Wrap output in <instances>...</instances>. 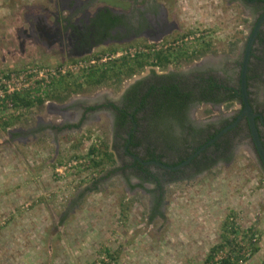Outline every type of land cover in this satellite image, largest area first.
I'll return each mask as SVG.
<instances>
[{"label": "rangeland", "instance_id": "1", "mask_svg": "<svg viewBox=\"0 0 264 264\" xmlns=\"http://www.w3.org/2000/svg\"><path fill=\"white\" fill-rule=\"evenodd\" d=\"M60 1L0 0V72L63 64L72 67L68 76L82 81L86 68L139 51L180 46L197 54L164 66L146 65L121 82L83 84L57 96L50 92L42 104L22 106L18 115L7 117L8 124L0 126V264H203L230 217L239 227V240L256 235V241L249 240L258 250L243 264L262 263L264 169L248 139L229 161L192 178L163 183L156 207L155 185L122 168V146L115 149L108 113H76L78 103L118 98L134 78L151 70L184 71L197 63L224 60L229 70L225 76L237 84L254 24L248 7L241 0H154L172 25L162 38L109 42L80 57L46 52L28 39L20 44L18 30L28 29L24 15L44 13L42 8L53 12V3ZM131 5L128 0H96L93 7L126 10ZM205 42L208 49L199 53ZM251 92L254 103L264 109V86L251 85ZM240 107L238 100L199 103L191 115L203 125L217 123ZM92 146L97 150L90 154ZM105 148L112 152V161L95 165Z\"/></svg>", "mask_w": 264, "mask_h": 264}, {"label": "trees", "instance_id": "2", "mask_svg": "<svg viewBox=\"0 0 264 264\" xmlns=\"http://www.w3.org/2000/svg\"><path fill=\"white\" fill-rule=\"evenodd\" d=\"M258 45L262 46V48L258 47ZM208 47L209 43L205 42L199 53L206 51ZM115 50L116 48L111 49V51ZM196 54L197 51H190L188 47L180 46L177 48L167 46L157 51H139L133 56H122L119 59L86 68L82 73V81L72 74L68 76L67 73V75L60 77L53 84L51 92H58V94L52 96H57L70 87H75V90H78L82 88L83 84L99 85L109 80L121 82L123 77L132 76L146 65L164 66L171 62H176L179 59H193ZM250 55L257 61H264V31L261 32V35L258 37L257 46L251 49ZM256 76H261V73H254L253 68L249 67L247 72V85L248 81ZM56 98H59V96ZM123 98L126 100L123 108L117 110L118 108L114 107L117 112L113 123L114 144L122 140L123 143L121 146L127 143L128 150L142 148L144 153L141 158L143 160L161 157L162 153L160 151L163 149L167 152L172 151L179 158V160L172 163V165L183 161L189 155L190 151L196 149L190 144V141H197V147H199L204 142L211 140L218 131L214 129L213 132H208L207 136L204 137V132L210 130L209 126L205 128H195L193 121L187 117L189 108L202 102L219 104L230 103L237 100L241 101L239 78L236 87L235 84L230 83V77L228 75L227 77L225 76L224 82L216 76L205 75L203 73L194 74L190 79L180 72H167L162 75H154V79L150 81L138 80L126 90ZM15 100L18 106L27 108L35 104H42L44 101L43 99H30L26 96L17 95L15 96ZM137 113H143L144 118L147 119L146 123H144V129L142 128L145 133L142 136L132 133L128 140L126 137L121 136L115 127H124V130L127 132V125L130 124L129 114H132L137 123ZM6 119L0 121V126L3 125L4 127L8 124ZM226 123L229 124L230 122L226 120ZM129 127L131 128L132 126L129 125ZM175 127H178L180 131L177 135L172 134V130H176ZM228 132H230V130ZM228 132L225 133V155L221 152L223 139L220 138L209 144L208 147H211V149L207 147L202 152L203 154L201 157L198 158L197 156L191 159L189 165L190 167H195V170L190 175L184 177L185 179L192 178L195 174L208 170L219 160L229 161L232 158V144L229 140ZM195 133H198V139L194 138ZM115 136L120 137L116 138ZM96 150L97 149L92 146L89 149V153H96ZM99 152L101 157L99 161H94L95 165L101 164L100 162L102 161H112V152L107 148ZM129 166L132 167L130 171L131 175H134L139 180L150 182L155 185V191L157 192L155 201L156 207H158L162 201V183L158 174L152 172L149 167L143 166L137 160ZM129 166L127 165L126 167L128 168ZM126 167L123 166L122 168ZM182 174L184 175V170H182ZM127 180H129L128 177ZM229 224L230 221L228 220L221 231L220 242L212 247L210 254H208L203 264H207L212 254L223 247H227L232 255V259L227 255L222 259L220 264H237L239 259L245 261L247 258L245 254L248 251L251 253V251L255 252L258 250L256 244L250 241L252 239V234L246 237V242L244 241V237L243 239L241 238L243 240L241 241L239 237H237L238 230L229 229ZM103 264L107 263L105 262ZM260 264H264V261Z\"/></svg>", "mask_w": 264, "mask_h": 264}, {"label": "flooded vegetation", "instance_id": "3", "mask_svg": "<svg viewBox=\"0 0 264 264\" xmlns=\"http://www.w3.org/2000/svg\"><path fill=\"white\" fill-rule=\"evenodd\" d=\"M95 1L96 0H87L86 2H83L80 0H75L71 2L64 0L53 3V12H50L49 9L47 8H42L45 14L44 13L25 14L24 18H25V23L28 26L27 27L28 29L21 28L20 30H18L19 34L17 37L20 40V44L25 43V41L28 39L29 41H32L34 45L42 46V48L46 52L57 50L64 57L70 58V57H80V56L88 55L96 47L101 45L104 46L106 43L109 42L112 43L122 42V41L128 42L131 40H138L144 37L162 38L163 32L165 33L167 29L170 30L172 29V25L167 22L166 19L167 14L166 11L164 10V7L156 5V1L154 0H147L145 1V4L142 6L138 5V2L140 0H128L135 5H131V8L126 10L121 8L116 9V8L101 7V6L93 7ZM241 1H243V3L248 7L247 8L248 13L252 15L254 18V24L251 29L252 32L259 17L264 12V0H241ZM49 16L52 17V20H49ZM263 31H264V19L262 20L258 28V32L254 39L252 48L257 46L258 37L261 35V32ZM177 37H178L177 35H174L173 38L175 41L177 40ZM258 47L262 48V46L259 45ZM242 60L239 63L240 69H241ZM227 65L231 66L232 64H227ZM249 67L253 68L254 73H258V74L261 73V76H256L253 79H250L248 81L247 87H248L249 102L252 106L253 113L255 114V122L264 145V109L258 107L254 103L253 95L251 92V85H253L255 89L259 88L260 86H264V69H263L264 61L263 62L257 61L250 55L248 60L247 72ZM225 71H229V70H228V66L225 67L224 60L221 61L208 60L206 64H203V62L197 63L196 65H192L191 67H189L184 71H174L171 69L168 72H180L181 74L187 76L190 79L194 74L203 73L205 75L216 76L220 78V80L225 82ZM166 73L167 72L157 73L154 70L153 71L151 70L146 76L142 75L140 77L134 78V80L130 82L123 89L121 93H119L118 98L107 100L106 98L100 97V99H98V101L95 103L90 101H87L85 104L78 103L79 105L78 108L80 109V111L78 110L76 111V113L78 112L77 114H79L81 112V114L83 113L86 114L88 112H91L90 115L93 116L94 114H98L101 111H106L110 117L112 132L114 135L113 123L115 120V114L117 113L114 107H117L118 108L117 110L123 108L124 104L126 103V100L123 98V95L126 92V90L138 80L150 81L154 79V75H162ZM239 75H240V71H239ZM235 86L237 87V84H235ZM239 86H240V82H239ZM239 102L241 106V101ZM202 103H210V102H202ZM210 104H215V103H210ZM193 106L189 108V110L187 111V117L190 118V120L192 121L193 119H192L191 111L193 109ZM240 110L235 115L226 119L227 122H230L229 124H231L236 120V118L240 113ZM136 117L138 118L137 121L138 124L134 120L132 114H129V119H130L129 125H131L132 127L130 128L129 125H127V132L124 130V127L123 128L122 127L118 128L117 126L115 127L118 130L117 132H119L121 136L126 137L128 140L130 139V135L132 133H135L138 136H142L145 133L143 129L145 126L144 123H146L147 119L144 118L143 113H137ZM226 120L224 119L223 121H219L217 123H206L204 125L193 121V125L195 126V128H199V127L205 128L209 126L210 130L204 132V137H205L207 136L208 132L210 133L213 132L214 129H217L218 130L217 133H218L225 126L229 125L226 123ZM175 129H176L175 131L172 130L173 131L172 134L173 135L179 134L180 132L179 128L175 127ZM229 130L230 132H228ZM227 132L229 133L228 137L232 144V153L235 151V149L238 147L241 141L248 139L253 146L249 134L247 120L244 116L233 127L223 132L217 139L214 140L216 141L220 138L223 139L222 147H221V152L224 153L223 155H225V133ZM115 137L119 138L120 136H115ZM198 137H199L198 133H195L194 138L198 139ZM213 142H209L208 140L207 142H204L202 145L197 147L198 144L197 141L195 140L190 141V144L193 145V147L196 149L194 151H190L189 155L186 158L191 156L200 147L206 144V146L201 151H199L195 156H193V157L198 156V158L201 157L203 154L202 152L208 147L209 144ZM122 143H123L122 140H120L118 143H115L114 144L115 149L118 148L117 145ZM209 149H211V147ZM160 152L162 153L161 157H157L155 159L143 160L141 158L144 153L142 148H138L136 150H128L126 143L125 145L122 146V157H123L121 161L122 166L126 167L127 165L129 166L131 163H133L135 160L139 161L136 157L140 158L144 162L158 161L166 166L178 165L186 159L185 158L183 161L172 165V163L177 162L179 158L172 151L167 152L165 151V149H163ZM170 157L172 158L170 159ZM190 161L177 169H167L165 167H160L155 164H142L140 161L139 162L143 166L149 167V169L152 172L157 173L161 183L163 184V183H171V182L179 181L181 179H185L184 177L193 173L195 167L192 166L190 167L189 165ZM127 169L132 170V167L129 166ZM155 169H158V171L157 170L154 171ZM182 170H184V175L182 174ZM205 171L206 170L202 171L201 173ZM201 173L195 174V176Z\"/></svg>", "mask_w": 264, "mask_h": 264}, {"label": "built area", "instance_id": "4", "mask_svg": "<svg viewBox=\"0 0 264 264\" xmlns=\"http://www.w3.org/2000/svg\"><path fill=\"white\" fill-rule=\"evenodd\" d=\"M119 54V53H118ZM117 54V55H118ZM92 62H94L92 60ZM71 65H26L8 72H0V121L5 120L9 115H18L22 106L16 104L15 96H26L30 99H44L51 92L53 84L69 70ZM75 68V67H74ZM229 229L239 228L229 218ZM252 241H256V235H252ZM241 244V242H240ZM227 255H232L227 247L216 250L207 264H220ZM250 251L245 256L248 257ZM239 259L237 264H243Z\"/></svg>", "mask_w": 264, "mask_h": 264}, {"label": "water", "instance_id": "5", "mask_svg": "<svg viewBox=\"0 0 264 264\" xmlns=\"http://www.w3.org/2000/svg\"><path fill=\"white\" fill-rule=\"evenodd\" d=\"M264 19V12L259 17L256 25L254 26L250 36L248 37V40L246 42L244 53H243V60L241 63V69H240V75H239V82H240V97H241V110L234 122L231 124L225 126L223 129H221L209 142H213L215 139H217L223 132L227 131L229 128L233 127L243 116L247 120L248 128H249V134L253 143V146L255 148L256 154L263 165L264 168V145L262 142V139L260 137L256 122H255V114L253 113L252 106L249 102V95H248V87H247V67H248V60L250 56V51L254 42V39L256 37V34L258 32V28ZM206 144L202 147H200L196 152H194L191 156L186 158L183 162H181L178 165L175 166H166L158 161H147L144 162L140 158L136 157L142 164H155L160 167H165L167 169H177L186 163L190 161V159L195 156L199 151H201ZM126 150V147H125Z\"/></svg>", "mask_w": 264, "mask_h": 264}]
</instances>
